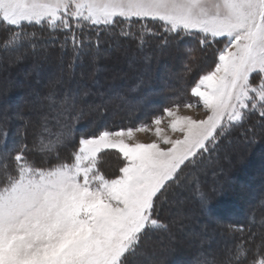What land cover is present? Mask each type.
I'll return each mask as SVG.
<instances>
[{
  "label": "snow or ice",
  "instance_id": "snow-or-ice-1",
  "mask_svg": "<svg viewBox=\"0 0 264 264\" xmlns=\"http://www.w3.org/2000/svg\"><path fill=\"white\" fill-rule=\"evenodd\" d=\"M177 41L186 44L185 73L194 71L196 52L212 50V65L189 89L195 103L173 100L151 120L154 131L141 124L76 135L86 109L113 99L96 78L105 44L134 46L147 63L146 50ZM50 46L61 53L59 72L31 92L21 139L0 145V264H136L150 232L171 239L163 205L180 203L179 190L224 140L264 130V0H0V63L31 59L39 82ZM84 62L93 71L77 79ZM3 84L6 95L13 83ZM181 107L204 115H181ZM150 131L151 142L136 138ZM109 152L120 160L113 175L101 167ZM201 203L207 207L203 196ZM253 220L229 228L230 244L202 251L196 264H264V232L251 229Z\"/></svg>",
  "mask_w": 264,
  "mask_h": 264
},
{
  "label": "rangeland",
  "instance_id": "rangeland-1",
  "mask_svg": "<svg viewBox=\"0 0 264 264\" xmlns=\"http://www.w3.org/2000/svg\"><path fill=\"white\" fill-rule=\"evenodd\" d=\"M53 48L57 51L55 54L54 50H52ZM104 48L103 59L111 58L116 63H120L123 68L120 71H116L111 66V63L98 62L100 70L96 72V78L98 79L103 72L104 78L111 76L109 78L111 81L109 89L114 90L118 86L125 87L126 84H129L128 81L122 83L119 79L132 69L129 75L133 78L143 75L141 78L143 83L141 84L140 81L134 85L127 86V93L131 96V94H136L141 89H147L148 98L137 103L133 102V100H136V95L131 100H128L127 98L120 99L119 95L112 94L113 99L107 103L105 108L91 111L85 110L82 119L76 125L77 136L91 135L102 128L121 129L123 127H117V125L121 126L124 118H129L130 120L127 123L133 124L135 121L143 119L134 117L140 112L138 108L151 100L164 99L168 106L171 105L173 100L195 103L196 98L190 96V86L195 82L198 74L208 70L213 60L212 50H209L207 54L196 52L195 55L200 58L194 71L185 73L184 66L188 58L185 54L186 44L183 41H177L171 47L162 51L146 50V54L151 57L147 63L141 59L144 54H137L134 46H125L126 50L122 51L124 58H122L123 56L117 58L108 44H105ZM58 51V48L54 46L49 48V56L54 55L52 61L56 67L52 68V70L47 67L46 70L43 68L44 70H42L39 78L46 80V82L49 77L59 72L61 53L58 54ZM138 58L140 65L137 68H132ZM64 59L66 61L68 57L65 56ZM122 59L125 60L123 61ZM6 60L7 58H5L4 63H0V145H3L6 141L11 146L21 139L28 119L31 116V105L28 101L31 99L30 94L33 89H36V85L28 84L30 94L27 95L25 93L18 98L15 97V90L21 88L31 75L36 78L34 82H38V79L32 73V64L28 68H18V74L14 73V71L9 73V70L16 69L17 66L9 67ZM155 61L157 64H154ZM107 65H109V68ZM88 67L91 68L84 62L82 69ZM80 68L76 69V73L80 72ZM92 71L93 69L91 68L87 73ZM81 72L85 71L82 70ZM182 75L185 78L180 80L179 78ZM6 79L12 81L13 87L5 95L2 89L4 87L3 82ZM138 84H140L139 88H137ZM154 84H157V89L154 88ZM99 85H101L100 82ZM104 92L109 93V91ZM116 97H119V99ZM99 102L96 101V103ZM158 105L154 104L153 107L156 109ZM107 109L108 115H106L105 111ZM101 112L105 117L97 116ZM17 113L21 115L18 116ZM90 114H95L92 118L90 117L92 119L90 121H93L92 123L86 117L87 115L90 116ZM180 114L190 115L193 118H201L204 115L200 107L191 110L181 107ZM114 116V123H110V121L103 122L106 117L110 120ZM14 118L18 119V124L9 125ZM82 120L88 124V127L84 130H78ZM166 123L167 121L165 120L162 127H165ZM132 124L128 128H136L141 125L135 124L136 126H132ZM146 124L154 131V125L149 122ZM81 132H85V134ZM262 132L264 130L257 128L254 137L245 139L241 131H235L224 140L220 151L213 154V157L209 160H206L192 174L188 185L179 190L175 199L179 200L180 203L176 204L175 200H173L163 205L160 212V222L170 226L171 239L169 232L163 229H156L150 232L141 252L136 258V264H196V258L201 255L202 251L219 253L226 245H229L231 237L228 229L237 223L247 221L249 217H254L253 223L250 225L251 229L257 233L264 232V136H260ZM31 134L32 128L29 127V140H31ZM136 138L142 142H151L156 139L151 131L137 132ZM119 165L120 160L114 152L104 154L101 167L105 174H115ZM202 196L206 199L207 207L201 203ZM177 214L182 216V224L179 226L173 223L177 218ZM205 228L207 231L202 240L193 238L194 233H199ZM186 255L187 257L189 256V260L183 258ZM190 257H194L193 261H190Z\"/></svg>",
  "mask_w": 264,
  "mask_h": 264
},
{
  "label": "trees",
  "instance_id": "trees-1",
  "mask_svg": "<svg viewBox=\"0 0 264 264\" xmlns=\"http://www.w3.org/2000/svg\"><path fill=\"white\" fill-rule=\"evenodd\" d=\"M51 50V49H50ZM52 50H54V54L57 52L56 51V49H52ZM51 50V51H52ZM113 53H114V55L117 57V58H121V56H123L122 58H124V54H122L123 52L122 51H118V50H113ZM58 54H60V52L58 51ZM53 57H54V55L52 54V55H50L49 56V58H48V60L49 61H45V63H44V66H43V68H45V70H46V67L47 68H50V70H52V68L54 69L56 66H54L53 65ZM140 57V56H139ZM123 61L125 60V59H122ZM99 62H102V63H107V64H109V63H111V66L113 67V68H115L116 69V71H120V70H122V68H123V66L120 64V63H116L115 61H113V59H111V58H106V59H102V60H100ZM165 63H166V61H164ZM31 64H32V60L31 59H29L28 61H26V62H24V63H22V64H18V65H16L17 67H16V69H12V70H9V73L10 72H12V71H14V73L16 72V74H18V68H20V67H26V68H28L29 66H31ZM154 64H157V62L155 61L154 62ZM140 65V61H139V58L136 60V63L134 64V65H132L133 67L132 68H137V66H139ZM107 67L109 68V65H107ZM42 70H44V69H42ZM82 70H84L85 72L84 73H87V72H89L90 70H91V68H80V72L82 71ZM130 71H132V69H130L129 71H127L126 72V75H124L123 77H121L119 80L123 83H126L127 81L129 82V84L127 85L126 84V86L125 85H123V86H125V87H121V86H118L116 89H114V90H110L109 88H110V85H111V81H110V77L111 76H106L105 78H104V72L102 73V75L100 76V77H98V81L100 82V86H101V91H109V93L110 94H117V95H119V97H120V99H125V98H127L128 100H131L135 95H136V100L134 101L133 100V102H137V103H139V102H142V100H144L145 98H148V90L147 89H141V90H139V91H137L136 92V94H131V96H130V94L129 93H127L128 92V90L126 89V87L127 86H129V85H134L136 82H140L141 81V78L143 77V75H141V76H137V77H135V78H133V77H131L129 74H130ZM80 72H78V73H76V78L77 79H79L80 78ZM5 74H6V72H5ZM102 76H103V78H102ZM113 78H116V77H113ZM133 78V79H132ZM31 81H30V80ZM36 78H33V76L31 75V76H29L28 77V79H27V82L25 83V84H23L22 85V87L21 88H18V89H16L15 90V92H16V95H15V97L16 98H18V97H21V96H23V94H27V95H29L30 93H29V91H28V84L30 85V84H35L36 85V88H39L40 90H44V88H46V84H47V82H46V80H44V79H42V78H39V80H40V82H34V80H35ZM131 79V80H130ZM158 84H160V82H158ZM154 88L155 89H157V84H154ZM26 95V96H27ZM29 99V98H28ZM126 99V100H127ZM96 101H99L98 99L96 100ZM123 101V100H122ZM146 102H147V100H145ZM154 104L155 105H158V104H160V105H158V108H154L153 106H154ZM167 103H165V100L164 99H160V100H158V101H154V100H151L150 102L148 101L145 105H143V106H141L140 108H138L139 110H140V112L138 113V114H136L134 117H141V118H143V119H140V120H137V121H135V123H127V121L128 120H130L129 118H124L123 119V121H122V125L121 126H118L117 125V127H123V128H128V127H130L131 126V124H132V126L133 125H139V124H146V123H150L151 122V120L156 116V115H160V114H162V112H163V109L166 107V106H168V105H166ZM152 107V108H151ZM106 111V115H108V109L107 110H105ZM103 113L101 112V113H99L97 116L98 117H105V116H103L102 115ZM95 115V114H94ZM94 115H91L90 114V116L89 115H87L86 117L88 118V120H89V122H93V121H90V119L92 118V116H94ZM116 115H117V113H116ZM120 115V114H119ZM91 117V118H90ZM97 117V118H98ZM108 117H106V119H104L103 120V122H105V121H110V123L112 122V123H114V121H113V118H115V116L114 117H112V118H110V120L109 119H107ZM92 120V119H91ZM12 123H9V125H12V124H18V119H13V121H11ZM103 122H101V123H103ZM135 125V126H136ZM98 126V125H97ZM96 126V127H97ZM83 127V128H82ZM88 127V124L85 122V121H83L82 120V122H81V124H80V128L78 129V130H84V129H86ZM82 134H85V132H81ZM259 135V134H258ZM260 136H264V132H262L261 134H260ZM262 140H263V138H262ZM260 157V156H259ZM249 175H253L252 173H248ZM235 189H237L236 187H235ZM259 192V191H258ZM189 257V256H188ZM187 257V255L186 256H184L183 258H185V259H187V260H189V258ZM193 259H194V257H190V261L192 260L193 261ZM194 262H195V260H194Z\"/></svg>",
  "mask_w": 264,
  "mask_h": 264
}]
</instances>
